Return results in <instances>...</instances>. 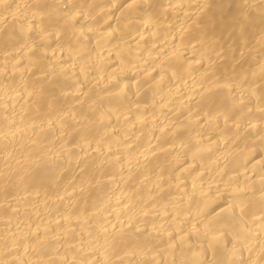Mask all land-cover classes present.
Returning a JSON list of instances; mask_svg holds the SVG:
<instances>
[{
	"label": "bare ground",
	"instance_id": "1",
	"mask_svg": "<svg viewBox=\"0 0 264 264\" xmlns=\"http://www.w3.org/2000/svg\"><path fill=\"white\" fill-rule=\"evenodd\" d=\"M0 264H264V0H0Z\"/></svg>",
	"mask_w": 264,
	"mask_h": 264
}]
</instances>
